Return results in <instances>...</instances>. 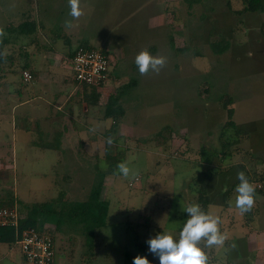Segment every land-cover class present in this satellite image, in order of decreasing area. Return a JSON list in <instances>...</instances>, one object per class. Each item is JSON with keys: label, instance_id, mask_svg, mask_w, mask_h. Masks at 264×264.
I'll list each match as a JSON object with an SVG mask.
<instances>
[{"label": "rangeland", "instance_id": "1", "mask_svg": "<svg viewBox=\"0 0 264 264\" xmlns=\"http://www.w3.org/2000/svg\"><path fill=\"white\" fill-rule=\"evenodd\" d=\"M45 2L35 0L41 14L45 12ZM11 3L0 0V29L4 33L8 30ZM50 4L54 14L60 12L71 18L68 0H51ZM84 4V15L79 20L90 22L89 32L101 39L108 38L109 42L121 38L120 43L127 50L133 45L144 48L143 44L162 33V38L159 35L160 40L155 42L156 51L167 58V64L158 75L150 72L142 76L135 72L138 85L118 91L119 103L127 110L123 118L131 128L126 133L130 135L123 139L119 122L115 124L110 118L103 120L106 126L112 124L108 137L114 138L111 146L106 143L107 153H104L105 138L96 130L90 132L93 135L67 137L71 146L75 140L73 149L80 160H70L68 156L73 152L67 150L68 160L61 166L39 168L38 160H32L30 165L34 167H19L16 177L0 186L6 199H0V204L16 202L25 214L27 202L55 203L61 193L67 201L85 200L93 184L101 179L100 173L108 171L113 162L126 161L139 170V180L123 178L116 173V167L105 178L102 197L110 200V211L107 224L97 230L91 264H133L138 255L146 256L150 264H159V258L148 250L147 241L166 232L178 238L188 218L183 209L191 203L202 206L199 196L205 188L211 198L207 212L221 217L220 230L227 237L219 246L203 247L202 242L209 264H264V195L258 188V184L264 187V149L254 150L257 145H252L250 136L257 122L263 125L264 133V118L256 121L264 117L263 86L257 85L254 95L250 93L252 78L259 68L250 55L253 48L250 28L255 29L262 16L243 11L244 0H90ZM152 8L165 16L158 28H150L148 23ZM169 33L174 35L178 46L186 48H173ZM215 43L228 45V49L217 53ZM69 73V85L76 86L73 70ZM7 75L12 86L28 92L31 84L22 82L18 69L8 71ZM110 81L102 86V91L113 86ZM38 85L29 98L43 96L44 85L42 82ZM6 90V86L0 85V93H7ZM225 101L234 108L233 119L251 132L248 137L236 136L229 130ZM101 106L106 108V103ZM98 113L103 115L104 108L98 109ZM28 137L47 144L46 137L39 134ZM88 138L89 141L95 138L101 158L92 156L88 147L91 143H86ZM238 138L240 141L234 143ZM229 141L233 144L224 146ZM258 141L264 142V134L258 136ZM8 149L9 145H0V155L8 154ZM223 149L225 154L221 152ZM102 163L108 165L107 170L101 168ZM239 171L255 187V205L243 215L235 207ZM132 181L136 183L131 185ZM18 189L22 194L30 191L31 195L28 192L26 197L19 195L26 202L16 200ZM70 222L62 223L60 228L52 221L45 224L57 228L53 231L55 264H90L91 253L82 227ZM0 264L31 263L17 245L10 251L9 245L0 244Z\"/></svg>", "mask_w": 264, "mask_h": 264}, {"label": "crops", "instance_id": "2", "mask_svg": "<svg viewBox=\"0 0 264 264\" xmlns=\"http://www.w3.org/2000/svg\"><path fill=\"white\" fill-rule=\"evenodd\" d=\"M10 1L12 2L11 18H8V30L2 38L3 51H7L8 55L0 61V72L3 73L1 74L3 78L1 77L0 85L6 86L7 89L5 91L7 93H0V145H9L11 149L10 151L8 149V154L0 155V186L10 177H16L19 167H34L30 165L32 160H38L36 167L39 168L41 166L53 168L61 166L68 158L70 160L73 158L75 161L80 160L78 155L74 153L75 140L71 146L68 144L67 137L93 135L90 134V129L93 128L100 137L105 138L104 153H107L106 138L112 133V124L110 126L103 124V120L110 118H105V107L101 105L104 102L107 104L109 96L114 93L113 91L118 92L123 88L138 85L139 77H135V72H139V70L134 62L135 56L141 49L147 48L152 50L149 51L152 55H157L155 42L162 38V33H160L151 38L149 43L143 44L144 48L138 49V45H133L132 48L130 46V50H127L120 43L121 38L115 39L116 42H109L108 38L101 39V37L91 34L89 32L90 22L87 19L73 21L76 26L72 29H66L64 22L71 18L63 16L60 12L54 14L50 4L51 0H46V8L43 14H41L40 9L36 8L35 0ZM88 1L90 0H81V3L86 5ZM55 7L57 6L55 5ZM4 12L6 11L4 10ZM250 12L262 16L255 29L250 28L253 30L251 31L253 48L250 50V55L259 66L252 78L254 79L253 88L250 93L254 95L253 91L257 85V87L263 86L264 89V7L261 10ZM164 21L165 16L161 12L153 8L150 10L148 16L150 28H158ZM168 40L173 48H186L176 44L173 34L169 33ZM61 41L63 42L62 47L59 46ZM81 45L105 51L112 61L107 78L101 87L97 86L100 94L98 102L89 95L93 85L77 82L76 86L71 87L68 83L69 71L72 70V58L77 47ZM17 69L21 72V76L23 70H29L33 75V79L29 82H25L22 76L24 84H31L28 86V92L26 89L12 86L8 82L7 72ZM110 80L113 81V86L106 87L102 91V86H106ZM40 82L44 85L43 96L29 98V93L35 92ZM241 93L243 90L240 91V95H242ZM255 96L257 97V95ZM122 106L125 111L124 115H126L127 110L124 104ZM103 108L104 114L99 115L98 109ZM123 117L119 121V130L124 139L126 135H130L126 133L131 128L127 119ZM262 118L264 117H258L256 121ZM255 125L250 136L253 139L252 145H257L254 150L258 151L264 149V142L258 141V136L264 133L262 131L263 125L260 122L255 123ZM29 134L37 136L39 134L46 137L47 144H40L34 137H28ZM86 140V143H91L88 147L92 156L101 158L97 154L99 153L97 150L98 143L95 138L91 141H89L90 138ZM28 148L30 149L29 153H27ZM31 150H35V152H31ZM67 150L73 152V155L68 156V158L65 155ZM20 151L22 154H19ZM53 153L55 155H52ZM28 192L30 194L28 190L22 194L21 190H16L18 197L16 200L19 203L25 201L19 195L22 194L26 197ZM4 194L3 191V196L0 194V199H5L3 198ZM28 204L30 202L26 203V205ZM21 214L24 217L25 214ZM0 244L9 245L10 251L16 246L13 243L0 242ZM6 252L8 251H3V253Z\"/></svg>", "mask_w": 264, "mask_h": 264}, {"label": "clouds", "instance_id": "3", "mask_svg": "<svg viewBox=\"0 0 264 264\" xmlns=\"http://www.w3.org/2000/svg\"><path fill=\"white\" fill-rule=\"evenodd\" d=\"M68 5L71 19L65 20L64 27L72 29L76 26L73 21H78L84 15V10L81 0H68ZM4 35L3 29H0V42ZM59 46H63L62 41ZM7 55V51L0 52V57ZM134 62L140 75L145 76L150 72L158 75L166 66L167 58L152 55L144 49L135 56ZM90 131L95 132V129ZM106 143L111 146L114 138L108 137ZM101 168L107 170L108 165L102 163ZM116 173L125 179L139 177V170L131 168L126 161L117 164ZM237 179L239 183L235 188V207L243 215L250 212L255 205V187L243 171L237 172ZM183 210L188 214V218L178 238H174L171 232L159 233L147 241L148 250L159 258V264H209L203 247L223 245L227 239L220 230L221 217L204 211L199 203H191ZM202 242H205L203 247ZM133 264H150V261L146 256L138 255L133 259Z\"/></svg>", "mask_w": 264, "mask_h": 264}, {"label": "trees", "instance_id": "4", "mask_svg": "<svg viewBox=\"0 0 264 264\" xmlns=\"http://www.w3.org/2000/svg\"><path fill=\"white\" fill-rule=\"evenodd\" d=\"M244 8L243 11H258L263 9L264 0H244ZM25 26V25H23ZM3 41L0 42V52H3ZM88 47V46H87ZM91 48V47H90ZM215 52L223 53L228 49L227 46L218 45L215 43L213 45ZM3 57H0V61ZM120 93V92H119ZM118 92L113 93L109 96L106 108H105V118H112V120L117 124L122 117L124 116V107L119 103L120 97ZM91 97H94L95 101L98 102L100 98V94L98 93L97 86H92L91 91L89 92ZM224 107L227 109L228 115V126L229 130H233L234 134L237 136H247L249 135V130L243 129L239 124L233 119L234 108L229 107L227 101L224 102ZM240 139H235L233 142L238 143ZM225 144H233L231 141L224 143ZM106 149L108 152V146L106 144ZM223 154L224 149L221 151ZM117 161H120L117 158ZM116 162H113V167L110 164V169L104 173H100V180L93 184L91 191L88 197L82 201H67L64 193H61L55 203H33L25 206L27 211L24 217L21 219V227L32 226L37 228L41 232L51 233L53 236V229L51 227L46 226L47 222H54L57 228H60L62 223H72L76 222L79 226L82 227V234L85 238V243L87 245L88 251L90 254L89 263H93L94 258L92 257L94 254V250L96 246V234L97 230L101 229L107 224V218L110 211V200L102 197V191L105 184V178L112 174L116 167ZM115 165V166H114ZM259 191L264 195V187H258ZM199 199L202 203V208L207 212L208 206L211 203V198L207 193L208 190H200ZM12 205V204H10ZM54 205V208L52 207ZM56 228V229H57ZM54 238V236H53ZM16 234L13 227L10 226H2L0 227V242L5 243H13L15 244ZM56 261V259H55ZM54 261V264H55Z\"/></svg>", "mask_w": 264, "mask_h": 264}, {"label": "built area", "instance_id": "5", "mask_svg": "<svg viewBox=\"0 0 264 264\" xmlns=\"http://www.w3.org/2000/svg\"><path fill=\"white\" fill-rule=\"evenodd\" d=\"M111 58L103 50L79 46L72 58V70L75 80L84 85L101 87L111 68ZM25 82L33 79L29 70H23ZM139 178H136L138 181ZM136 182H131L133 185ZM261 187V184H258ZM21 214L16 203L0 204V227H13L16 234L15 245L22 251L25 259L31 264H54L56 259L55 240L51 233L41 232L32 226L21 227Z\"/></svg>", "mask_w": 264, "mask_h": 264}]
</instances>
